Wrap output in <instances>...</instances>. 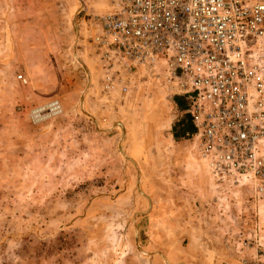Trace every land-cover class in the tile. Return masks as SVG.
Here are the masks:
<instances>
[{
	"label": "rangeland",
	"instance_id": "1",
	"mask_svg": "<svg viewBox=\"0 0 264 264\" xmlns=\"http://www.w3.org/2000/svg\"><path fill=\"white\" fill-rule=\"evenodd\" d=\"M115 1L0 0V264H264V191L211 178L164 70L104 89Z\"/></svg>",
	"mask_w": 264,
	"mask_h": 264
},
{
	"label": "built area",
	"instance_id": "2",
	"mask_svg": "<svg viewBox=\"0 0 264 264\" xmlns=\"http://www.w3.org/2000/svg\"><path fill=\"white\" fill-rule=\"evenodd\" d=\"M89 24L104 89L127 94L132 70L162 68L189 100L211 178L264 191V0H116ZM60 110L51 100L31 116Z\"/></svg>",
	"mask_w": 264,
	"mask_h": 264
}]
</instances>
